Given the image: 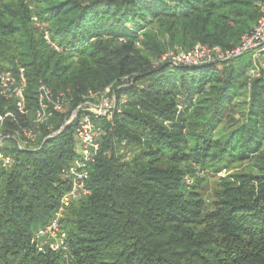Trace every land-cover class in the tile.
I'll return each instance as SVG.
<instances>
[{"label":"trees","instance_id":"16d2710c","mask_svg":"<svg viewBox=\"0 0 264 264\" xmlns=\"http://www.w3.org/2000/svg\"><path fill=\"white\" fill-rule=\"evenodd\" d=\"M261 2L0 0V69L25 68V120L34 118L41 83L71 100L33 147L5 140L14 163L0 167V264H264V68L249 75V52L201 66L161 62L169 49L198 43L237 48ZM124 76L132 84L119 88ZM112 83L121 112L102 119L91 193L61 219L68 248L52 250L33 236L70 189L63 170L77 154V119L65 120L84 95ZM6 104L0 94V112ZM15 127L6 122L0 134ZM245 162L257 169L222 180L209 202L195 166L219 172Z\"/></svg>","mask_w":264,"mask_h":264},{"label":"built area","instance_id":"2783aa9c","mask_svg":"<svg viewBox=\"0 0 264 264\" xmlns=\"http://www.w3.org/2000/svg\"><path fill=\"white\" fill-rule=\"evenodd\" d=\"M260 17L254 28L245 33L241 38L240 45L233 50H223L219 46L207 47L197 45L190 50L171 49L162 57L161 62L170 63L175 66H201L208 63H215L219 60H226L248 51H264V0L259 4ZM37 25H39L37 23ZM45 39L55 46L49 37ZM263 66V67H262ZM264 63L250 68L252 76H258ZM27 76L23 66L17 69H0V94L7 102L3 112H0V127L6 122L15 124V129L9 130L8 136L1 137L0 134V167L9 168L14 163V157L3 150L5 140L11 139L19 149H27L34 144L40 134V128L46 124L54 115L55 110H61L63 106L62 95L55 96L47 85L41 83L38 89V107L32 121L25 120L29 117V108L26 98ZM127 99L123 98L122 103ZM13 109L9 108V105ZM117 111L115 97L102 96L101 105L94 111H85L77 119L75 139L78 150L75 159L63 170L65 177L70 180V189L65 192L60 204L49 222L38 228L33 236V241L44 239L49 243L52 250H66L67 233L62 226L61 219L66 210L76 199L82 198L91 193L87 187L90 167L96 161L101 149V140L105 135L102 126V118L106 113ZM23 120V122H22ZM125 144V142H123Z\"/></svg>","mask_w":264,"mask_h":264},{"label":"rangeland","instance_id":"374dc122","mask_svg":"<svg viewBox=\"0 0 264 264\" xmlns=\"http://www.w3.org/2000/svg\"><path fill=\"white\" fill-rule=\"evenodd\" d=\"M151 18L149 17L146 21H143V22H140V24L142 25L141 26V32L145 31L146 29H148V23H150L151 21ZM37 23L39 25H37ZM35 27L38 28L39 32L42 33L44 35V37L47 35L49 37V34H48V25L46 24H42L41 22H38L35 20ZM151 27V26H150ZM141 37H143L141 35ZM166 38H164V43H167V37L168 35L164 36ZM163 39V37H162ZM197 45H204V44H201V43H198L196 44L195 46ZM136 46L138 48H141V43L140 42H137L136 43ZM207 46V45H205ZM169 47H167L168 49ZM171 50V49H169ZM249 54H251L254 58V61L257 62L258 64H260L261 66V63H264V51H260V50H257V51H248ZM246 52H243L241 54H244ZM239 54V55H241ZM233 57L231 58H228L226 60H219V61H216L217 63L218 62H223V61H228L230 59H232ZM74 60L76 62H78V57H75ZM159 62L157 61L156 64H158ZM209 64H213V63H208V64H204V65H209ZM263 67V66H262ZM249 75H251V77H254L252 76L250 70H249ZM122 81H123V84L120 87H126L131 83L132 81V78H130V76H124L122 77ZM135 82V79L134 81ZM114 83L108 85L105 89L99 91V92H93L89 95H84L83 96V102L80 103V105L74 109L70 115L67 116L65 122L66 124L68 123H72L74 122L76 119H78L79 115L82 114L83 112L85 111H94L95 109H97L101 103H102V96H105V97H115V100H116V103L118 104L117 102V96H116V93H115V90H114ZM206 89H209V85L206 86ZM62 95V102H63V106H62V109L64 108H67V106L69 105L70 103V98L66 95L65 92H60ZM123 98H126L127 99V96H123ZM121 99V101H122ZM242 100V98L240 99V101ZM120 101V105H123V103ZM127 102V101H126ZM11 109H13V106L10 104L9 105ZM180 108H184L180 105ZM37 111V109H36ZM36 111L34 113V116L36 114ZM65 111V110H64ZM121 112V107H119V109H117V111L115 112H107L106 113V116H104L102 119H105L106 121L108 122H113V119H114V116L116 113H120ZM31 113L30 112V115L29 117L31 116ZM236 115V118L237 119H241L242 118V113H236L234 114ZM63 124L61 125V127L56 130L54 132V134L56 133H59L60 132V129L62 128ZM3 126L0 127V129L2 128ZM8 136V133L7 132H1V137H6ZM6 140H9V139H6ZM11 140V139H10ZM76 141V139H75ZM34 144L28 146L29 148L33 147ZM78 150V145H77V141H76V151ZM195 168H197V170L195 171V177H198L199 179L200 178H207L208 179V182H203V186L205 188H203V192H204V195L205 197L209 200V202H212L216 199V191L217 189L219 188L218 187V184L222 181V180H225V179H228L229 177H231V175L233 174H237V173H241V172H249L251 169L254 170V169H257V167L254 166L253 163H250V162H245V163H236V164H232L231 166H229L228 168H224L222 169L221 171L219 172H213V171H209L207 169L205 170H201L198 166H195ZM195 178H192L190 175H187L185 177V182L188 184V186H191L194 182H195ZM77 200V199H76Z\"/></svg>","mask_w":264,"mask_h":264}]
</instances>
